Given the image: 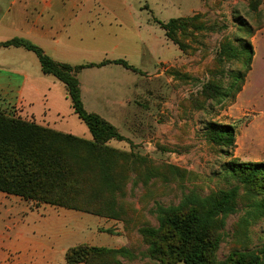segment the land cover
I'll list each match as a JSON object with an SVG mask.
<instances>
[{
  "label": "rangeland",
  "instance_id": "1",
  "mask_svg": "<svg viewBox=\"0 0 264 264\" xmlns=\"http://www.w3.org/2000/svg\"><path fill=\"white\" fill-rule=\"evenodd\" d=\"M125 2L127 10L119 16L132 25V32L120 50L113 51L108 43L83 42V55L71 59L75 65L122 59L137 70L109 66L85 72L103 87L116 81L129 85L124 96H130L131 103L125 112L134 118L121 129L129 144L108 142L124 153L111 163L121 190L104 192L98 176L83 180V197L113 201L116 219L100 220L98 244L128 251L131 256L111 257L121 264H160L149 257L148 243L139 233L142 227H158L156 207L177 206L188 195L206 197L236 187L234 213L223 224L216 221L210 232L212 263H223L232 253L243 251L258 253L264 263V253H259L264 247V215L253 207L259 197L226 170L232 162L264 161V0ZM190 17L196 19L177 33L181 50L153 23ZM137 24L143 25L139 34L133 29ZM147 40L157 44V52H147ZM245 43L252 50L249 68L238 90L227 91L232 75L243 71ZM225 47L234 49V58L222 53ZM87 52L94 55L88 57ZM5 76L0 71V82ZM209 85L224 89L227 96L214 95ZM210 123L234 127L233 147L208 141ZM3 223L0 214V229Z\"/></svg>",
  "mask_w": 264,
  "mask_h": 264
},
{
  "label": "trees",
  "instance_id": "2",
  "mask_svg": "<svg viewBox=\"0 0 264 264\" xmlns=\"http://www.w3.org/2000/svg\"><path fill=\"white\" fill-rule=\"evenodd\" d=\"M195 19L176 18L167 22L153 20V23L181 50L177 33ZM9 47L32 52L38 59L41 72L53 76L64 85L73 113L88 128L91 140L61 133L0 112V193L19 197L36 205L46 204L116 219L111 198L93 200L82 196L85 188L83 180L88 177L96 180L98 176L100 188L104 192L111 189L121 190V186L114 181V168L111 163L124 153L108 146V142L114 140L129 144L130 141L100 115L85 110L77 73L107 64L120 65L132 72L137 70L122 59L79 65L56 62L40 47L20 38L0 43V48ZM222 53L229 58L235 57L232 47L222 48ZM242 53L243 71L232 75L227 91L238 90L236 86L243 81L244 73L249 68L252 50L248 43L242 46ZM208 88L219 98L228 94L217 85H209ZM206 136L215 146L231 148L234 145L235 129L231 125L210 123ZM226 170L237 178L243 188L259 197L253 207L257 213L264 215V161L232 162L227 164ZM237 191L234 187L206 197L188 195L177 206H157L158 227L139 229V233L148 243L149 257L160 264H214L211 260L210 232L216 221L223 224L224 219L234 213ZM259 253H264V247ZM119 254L131 256L125 249L80 244L66 251L65 261L67 264H121L111 260V257ZM220 264L264 263L258 253L243 251L232 253Z\"/></svg>",
  "mask_w": 264,
  "mask_h": 264
},
{
  "label": "crops",
  "instance_id": "3",
  "mask_svg": "<svg viewBox=\"0 0 264 264\" xmlns=\"http://www.w3.org/2000/svg\"><path fill=\"white\" fill-rule=\"evenodd\" d=\"M125 10V0H0V43L24 39L54 61L75 65L71 59L83 55V42L108 43L113 51L120 50L132 32V25L119 16ZM142 26L133 25L135 34ZM145 49L149 53L158 51L151 40H147ZM0 50V71L6 73L0 82V112L91 140L89 130L73 119L77 116L64 85L41 72L32 52L14 47ZM109 66L120 65L107 64L98 69ZM90 69L93 68L77 73L85 110L100 115L128 138L121 129L134 119L125 112L131 103L130 96H124L129 85L116 81L103 87L85 73ZM30 206L19 197L0 193V214L4 219L0 229V264H67L65 253L76 245L112 248L98 244L99 222L105 218L46 204Z\"/></svg>",
  "mask_w": 264,
  "mask_h": 264
}]
</instances>
